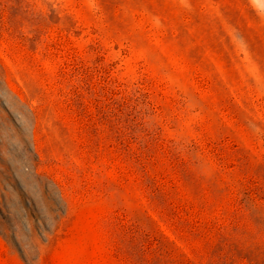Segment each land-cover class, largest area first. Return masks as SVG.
<instances>
[{
	"label": "rangeland",
	"instance_id": "1",
	"mask_svg": "<svg viewBox=\"0 0 264 264\" xmlns=\"http://www.w3.org/2000/svg\"><path fill=\"white\" fill-rule=\"evenodd\" d=\"M0 264H264V0H0Z\"/></svg>",
	"mask_w": 264,
	"mask_h": 264
}]
</instances>
